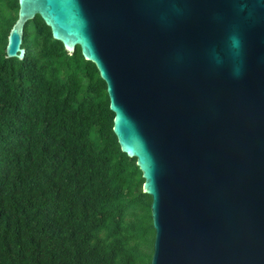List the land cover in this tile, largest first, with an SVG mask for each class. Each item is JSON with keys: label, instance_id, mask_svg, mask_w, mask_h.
<instances>
[{"label": "water", "instance_id": "water-1", "mask_svg": "<svg viewBox=\"0 0 264 264\" xmlns=\"http://www.w3.org/2000/svg\"><path fill=\"white\" fill-rule=\"evenodd\" d=\"M107 84L152 198L151 264H264V0H19Z\"/></svg>", "mask_w": 264, "mask_h": 264}, {"label": "trees", "instance_id": "trees-1", "mask_svg": "<svg viewBox=\"0 0 264 264\" xmlns=\"http://www.w3.org/2000/svg\"><path fill=\"white\" fill-rule=\"evenodd\" d=\"M0 0V264H151L152 198L113 131L107 84L40 16L7 58Z\"/></svg>", "mask_w": 264, "mask_h": 264}]
</instances>
